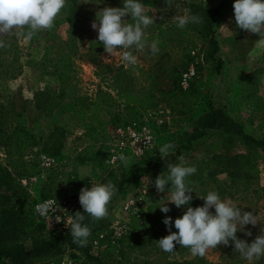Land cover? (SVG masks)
I'll return each mask as SVG.
<instances>
[{"label": "rangeland", "instance_id": "obj_1", "mask_svg": "<svg viewBox=\"0 0 264 264\" xmlns=\"http://www.w3.org/2000/svg\"><path fill=\"white\" fill-rule=\"evenodd\" d=\"M188 1L174 0L171 9H167L165 1L158 5H144L147 14L155 17V24L146 29V38L149 44L157 41L159 51L153 55L149 48L144 52L131 49L138 58L137 63L126 67L120 58L122 50H117L114 55L109 56L103 45L98 42V30L91 27L95 19L92 13L97 12L99 4L93 3V0H88L89 3L76 0L77 5L86 9L87 17L76 15L70 27V43L64 47V50L69 48V81L64 90L66 99L79 95L86 97L88 102L100 103L95 111L101 122L100 126L96 127L101 131H96L97 135L93 140L83 136L75 121L76 117L72 114L54 110L47 112V90L55 85L49 68L32 70L24 64L12 78L0 75V128L12 118L15 124L30 129L37 140V145L26 150L23 156L27 165L31 166V174L20 177L13 175L28 193L32 205L39 200L37 190L49 179L54 184L50 196L58 199L69 198L75 206V211H84L79 203L82 188H90L92 180L96 183L112 182L115 185L122 173L129 176L132 164L143 166L156 156L161 158L159 148L165 143L175 145L181 133L192 132L195 120L202 115L208 104L223 109L239 122L247 133L258 138L264 137V43L258 41L260 37L257 34L236 26L233 3L214 27L218 45L217 56L220 59L217 69L215 61L203 59L204 44L195 32L193 24L190 23L181 29L173 21V16L186 13L185 4ZM190 1L203 7H213L217 3V0ZM73 4V0H66L65 7L54 22L52 30L61 39L69 37L66 20L68 9ZM122 6L123 4L120 5ZM125 19H128L129 23L132 22L130 15ZM44 31L46 30L34 35L43 34ZM19 38L21 40L18 39L17 44L20 45L21 58L31 55L38 59L41 56L38 50L41 47L37 46L36 41L26 42L25 36ZM37 41L42 43L41 40ZM188 55H193V63L188 66L194 68V64L198 62L197 72L194 71L192 80V95L190 94L194 105L190 110H186L184 103L183 105L173 98L168 99L173 91V78L179 73L180 66ZM51 57L47 54L43 60ZM116 77L122 85L129 88L127 92L116 93ZM103 93L112 97L109 106L103 103ZM131 110L136 111L139 116L136 121L150 129L151 144L140 155H134L127 149L121 150L129 161L127 165L120 158L110 163L109 158L113 153L110 150H118L113 146L114 129H111L107 121L111 115L121 116V120H125L132 115ZM51 132L53 138L61 137L64 153L63 160L53 166V169L42 164L39 158L40 154H45L42 148ZM215 138L208 137L205 143H198L183 157L186 161H198L210 155L212 151L206 150L205 146ZM88 144H91V148L82 151ZM80 153L87 158L83 163H77L76 160ZM218 153L229 156L249 153L253 158L257 168L256 178L249 182L246 189L237 186L225 187L226 191L221 199L231 200L244 211H253L258 216H264V157L260 153L248 152L237 141L218 149ZM2 159L3 152L0 148V160ZM174 161L179 162V159ZM166 170L167 164L156 163V166L149 165L144 171H133L132 181L117 189L109 203L108 216L92 225V231L98 225L106 228L102 231L110 230L108 239L113 242L101 249H91L89 246V254L98 255L107 264H165L170 261L184 264H250L234 251L231 241L228 246L218 245L216 249H209L204 257L193 256L188 248L180 247L179 244L175 245L172 253L158 247L157 241L169 234L168 227L163 223L165 216L172 218L171 230L175 232L178 231L174 226L175 219L186 211V206L177 208L174 203H168V213L160 210L159 206L167 201V192L158 193L155 184L150 181L154 182L156 177ZM85 172L89 177L80 179ZM67 173L78 177L69 184L68 178H72L67 176ZM225 179L226 176L220 174L216 176L215 182L207 181L202 186L191 185L195 191L191 193L193 199L190 206H202L204 201L198 196L206 195L210 188ZM138 193L144 197L142 209L152 204L158 206L155 214L150 215L149 223L142 218H136L122 207L125 199ZM210 211L214 213L215 210L213 208ZM245 227L252 235L246 236L244 232L238 231L237 237L251 243L260 234L264 222ZM44 229L47 231L45 227ZM90 237L91 235L88 243ZM64 256L76 258L81 264H93L82 252L67 248L56 259H38L27 264H45L47 260L49 264ZM254 264H264V257Z\"/></svg>", "mask_w": 264, "mask_h": 264}, {"label": "trees", "instance_id": "obj_2", "mask_svg": "<svg viewBox=\"0 0 264 264\" xmlns=\"http://www.w3.org/2000/svg\"><path fill=\"white\" fill-rule=\"evenodd\" d=\"M164 1L140 0L143 5L150 6L161 4ZM73 2L74 4L68 9L66 20L69 26L67 31L69 37L67 36V38L61 39L52 29L44 31L43 34L33 35L30 39L25 35L26 42L36 41L37 46L41 47V49H38L41 52V56L38 59H34L31 55L21 58L20 45L17 44L18 39L21 40V38L15 35L3 37L2 39H4L7 46L0 48V75L12 78L24 64L32 70L49 68L53 74L55 85L50 86L47 90V112L54 110L72 114L76 117L75 121L81 128L83 136L93 140L96 138V131H101V129L99 130L96 127L97 125L100 126L101 122L95 111V109L99 108L100 103L97 101L88 102L86 97L79 95L73 96L71 99L65 98L64 89L69 81L70 56L69 48L64 50V47H67L70 43V27L73 25L74 17L76 15L87 17L85 15L86 9L77 5L76 0H73ZM93 3L99 4L97 9L100 10L103 7H120L123 4V0H93ZM233 3L234 0H217V3L213 7H203L189 0L185 4L187 13L198 15L202 19V23L193 24V27L204 44L203 59L215 61L217 69L220 66V59L217 56L218 45L214 36V27L225 10ZM95 13H92L94 18ZM37 39L41 40L43 44L39 43ZM47 54L52 57L43 60ZM192 63L193 55H188L181 64L179 73L173 78L172 95L168 97V99L173 98L182 104L184 103L186 110L192 109L194 105V100L190 94L192 95V80L195 74L188 80L185 87L180 85V74ZM197 63L194 64L193 68L195 73L197 72ZM114 80L116 93L127 92L129 88L126 85H122L117 77ZM102 99L103 103L108 106L110 105V101H112V97L108 93H103ZM91 107L93 108L91 109ZM206 107L202 115L195 120V127L192 132L181 133L179 135L174 145L175 147L172 149V154L167 159L171 163H178L174 159L191 152L198 143H205L208 137L215 136L216 138L205 146L206 150L212 151L210 155L198 161H187L190 166L197 168V172L188 177L187 182L190 183V186H202L207 181L215 182L217 175L224 174L227 179L210 188V191L217 192L222 198L224 197L223 192L226 191L225 187L227 186H237L246 189L249 182L256 178L257 168L249 153H237L232 156L226 154L221 155L218 153V149L228 147L237 141L248 152L260 153L264 157V137L258 138L247 133L241 124L226 114L223 109L215 108L209 104ZM131 113L132 115L125 120H121V116L111 115L107 123L110 124L111 129H114L118 126L139 120L136 111L131 110ZM35 145H37V140L31 130L24 125L15 124L12 118L5 123L3 128H0V148L3 152V159L0 160V264H27L38 259H49L52 257L56 259L62 254L65 248L82 252L86 256V259L93 264H107L98 255L89 254V243L84 247L73 243L69 228L61 230L47 229L46 231L44 229V222L35 218L33 215L31 209L32 201L26 190L21 187L14 176L20 177L31 174V166L30 164L27 165L23 156L26 150L32 149ZM62 145L61 137L55 139L53 138V132H51L48 135L45 146L42 148V152L54 158L56 162L55 166L64 158ZM89 148H91V144L85 146L82 151L85 152ZM82 153L76 156L77 163H83L87 159ZM149 161L143 164V166L132 164L129 169V176L122 173L118 182L115 184L116 189H121L123 185L131 182V178L134 175L133 171L135 170L144 171L149 165L156 166V163L167 164L159 156ZM66 175L72 178H68L69 184L73 182V179H77L75 174L67 173ZM53 185L49 179L47 182H44L43 186L37 190L39 200L47 198L48 196L54 197L50 196ZM165 191L167 192V189ZM157 207L152 204L147 206L146 209L141 208L139 218L149 223L151 221L150 215L155 214ZM76 212L77 210H74V214ZM80 212L83 213L84 211ZM82 223L89 227L91 239L96 236L97 232L106 229L98 225L92 231V225L96 224L97 220L92 219L87 214H85V220ZM104 232L105 237L100 240L101 244L111 233L110 230ZM26 242L28 243L27 245L25 244ZM47 261L45 264H48ZM165 264H184V262L170 261Z\"/></svg>", "mask_w": 264, "mask_h": 264}, {"label": "clouds", "instance_id": "obj_3", "mask_svg": "<svg viewBox=\"0 0 264 264\" xmlns=\"http://www.w3.org/2000/svg\"><path fill=\"white\" fill-rule=\"evenodd\" d=\"M81 3L89 2L82 0ZM165 4L167 9H171L174 0H165ZM65 5L66 0H0V48L7 46L3 37L26 35L30 39L41 30L52 29ZM233 9L236 26L257 34L260 37L258 41L264 43V0H234ZM129 15L131 23L125 19ZM173 21L181 29L190 23H202L201 17L187 12L173 16ZM153 24L155 17L147 14L140 0H123L122 7H103L98 10L91 27L98 30V42L109 56L122 50L120 58L127 67L136 65L138 59L131 49L144 52L149 48L153 55L158 53V42L152 41L149 44L146 38V29ZM174 147L171 143H165L159 148L161 159L167 162L166 174L163 172L154 182L149 181L155 184L158 193L167 189V201L159 206L163 213L170 211L168 203H174L177 208L186 206V211L175 219L174 226L178 230L175 232L171 230L172 218L165 216L163 223L168 227L169 234L157 241L158 247L172 253L175 245L179 244L180 247L188 248L193 256L204 257L209 249H216L218 245L228 246L231 241L234 251L250 264L264 257V227H261L260 234L251 243L237 237L238 231L251 236L252 232L245 226H256L258 222H264V216L242 210L235 202L221 199L215 191H208L203 196L197 195L204 201L202 206H190L193 199L191 193L195 189L187 182V178L194 175L197 168L190 166L183 156L178 158V163L169 162L167 157L172 154ZM120 160L125 165L129 163L123 155ZM85 177H89L86 172L80 179ZM116 191L112 182L96 183L92 180V186L82 188L79 193V203L84 212L77 211L70 219L56 216L57 222L63 219L70 229L73 243L80 247L87 245L91 232L82 223L85 214L94 220L106 218L108 205ZM56 208V201L48 200L38 203L35 212L40 217L50 219L49 214H53ZM213 208L214 213L210 211Z\"/></svg>", "mask_w": 264, "mask_h": 264}, {"label": "built area", "instance_id": "obj_4", "mask_svg": "<svg viewBox=\"0 0 264 264\" xmlns=\"http://www.w3.org/2000/svg\"><path fill=\"white\" fill-rule=\"evenodd\" d=\"M194 74L193 67L188 66L185 71L180 74V85L185 87L187 85L188 80ZM114 134V143L113 146L117 148V151L113 152L110 155L109 161L110 163L115 162L120 156L123 155L121 150L127 149L134 155H140L142 152L147 149L152 141V134L150 129L143 123H138L137 121H132L122 126H118L113 130ZM39 158L42 164L47 165L49 167H53L56 165V162L53 160L52 157L46 156L45 154H40ZM48 200L56 201V210L53 214L50 215V219H46L40 217L39 214L35 212V206L38 203H42ZM144 203V197L141 193L134 195L131 198L125 199L122 204V207L125 211H129L132 215L136 216L139 219L140 216V209ZM55 207V206H54ZM32 212L35 218L42 220L45 224L46 229L48 230H61L67 229L64 220L62 219L60 222H57L56 216H60L64 219L72 218L74 214L75 206L73 202L69 198H62L58 199L55 197H47L42 200H38L32 205ZM52 215V216H51ZM115 233V232H114ZM105 237L104 231H99L96 233V236L93 237L89 244L91 249H101L106 247L112 240L108 238L101 244L100 240ZM49 264H81L80 261L76 258H71L70 256H64L57 261L49 262Z\"/></svg>", "mask_w": 264, "mask_h": 264}, {"label": "crops", "instance_id": "obj_5", "mask_svg": "<svg viewBox=\"0 0 264 264\" xmlns=\"http://www.w3.org/2000/svg\"><path fill=\"white\" fill-rule=\"evenodd\" d=\"M76 178L78 177V176H75ZM70 188V187H69Z\"/></svg>", "mask_w": 264, "mask_h": 264}]
</instances>
